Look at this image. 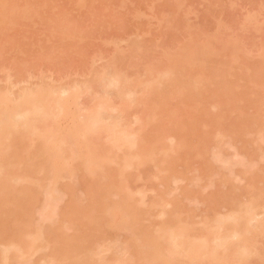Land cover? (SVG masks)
Instances as JSON below:
<instances>
[{"label": "rangeland", "instance_id": "374dc122", "mask_svg": "<svg viewBox=\"0 0 264 264\" xmlns=\"http://www.w3.org/2000/svg\"><path fill=\"white\" fill-rule=\"evenodd\" d=\"M109 64H111V67ZM105 67H107V69H111L112 72L115 69L117 71L119 70L121 74L125 72V78L128 77L127 79H129L130 84H127V86H130V89L127 88V86L126 89L134 92L129 95L125 94L124 99L126 100V103L125 101L124 103H122V109H124L123 112L126 109L127 110L125 111L126 113H123L124 115L122 116H124V119L129 120L125 122L126 125L129 122L131 123H129L131 126V129L129 130L135 132L136 136L134 134L133 136L138 138L136 143L140 144L139 146L143 144V149L141 148L142 146L138 147L141 150H145L143 152L144 156L146 157H148L146 154L148 149L146 151L145 146H149V152L152 151L150 154V159H152L149 160L143 156V158H146V160L142 159L144 161L141 163L142 165L133 163L132 166L134 168L130 169L132 166L129 167L130 171L126 170L127 168L125 169V174L127 176L123 173L121 174L123 175L122 179L121 175L117 177L119 175V172L118 174H115V172L113 171L116 170L117 165L115 166L114 163H112L113 165H111L110 162H102L104 158L102 157L101 153H103L107 149H111L113 144L111 142V145L109 144V140L111 141V139L109 137L110 133L108 132L111 128L108 126L112 125V123L107 124L109 123L107 122L106 124L108 126L106 125V128H104L105 126L103 127L104 130L102 133L100 132V135L98 132L93 133V139L94 134L97 133L99 135L98 136L96 134L97 137L95 136L97 141H95L96 139L91 141V143L94 142L92 143V146L96 149L98 148L97 150H94L95 148H93L92 151H96L95 154L97 153V155L101 151L99 153V156H101L98 159L102 157V160L100 159V161L104 165L100 163L101 167L95 168L98 170L94 169V172H91V178L89 177L90 174H86L85 172L86 169L84 167L86 165L82 167L79 166L81 164L80 160H78L79 162L74 161L73 163H70V166L66 167V170L68 171L67 175H65L66 173H64L63 177H61L62 175L58 173L61 169L56 168L54 164V159H57V156L55 158L54 155V159H51L54 162L52 161L53 163H50L51 165H54V167L49 166V168L53 167V169H51L52 171H54L56 168V171H54V173H58L59 176L61 175L60 177L63 179L57 180L58 183L62 181L59 183L60 185H58L57 182L55 184V186L57 185L60 188L57 187L55 188L56 190L53 189V191L55 190V192L52 193V191H45L49 183H47V179H53L52 177H49L51 173H49V176L47 175L48 173H44V171L46 172V170L48 172V169L45 170L43 168L44 171L42 172L43 175L42 173H40L41 176L37 174L38 178H40L41 180H39L38 178L34 180L36 181L38 179L40 181H38L39 183H37V181L36 183L34 182L32 184L27 183L30 182V180L33 182V178H35V176L37 177V175L32 176V173L29 172L30 168L26 167L29 166L28 161H31L33 159L34 161L32 160L30 164L34 165L37 164L36 161L43 162L40 163V165L42 166L46 163H44L45 158L43 159V156H46L44 152L48 151L49 149H45L44 151L46 145H43L44 143H46L45 141L47 140L46 138L48 136L47 133V136L44 134L46 140L44 142L41 141L43 144L40 142V140L44 139L42 138L43 136L41 137L42 139L37 138L38 140H34L32 138V133L34 132H32V135L30 134L29 137H27L28 135L22 137L19 136L20 132L17 133L13 130L12 133L15 132L18 135L13 133L15 134L13 137L15 140L10 138V136L9 141L7 140L6 142H3V139H5L4 136L6 135L1 134L0 139L3 137L1 142L6 144L1 143L2 147L0 145V148L2 149L0 150V153H2L0 154V157L4 155L3 152L6 153V150H8L9 153H6L5 155H8L9 157L13 156V158H6L7 156L5 158L9 162L11 161V163L14 162L15 164H13V166L16 165V167H13L12 164L10 166H6L7 164L5 166L0 164V169H3L4 167L2 171L0 170L1 172H3V176L11 172L13 173H11L12 176L8 174V179H6L7 175L3 177L0 174V179L1 177L2 179H6L4 181L0 180L3 181L0 182V187L2 184V189H4L5 187L4 184H6L8 187L9 184L13 182L12 178H14L13 176H15V173L17 175H21V172H25L27 175L24 173V178L25 176H27V178L30 177V180L28 181L27 179L26 182H24L25 179L23 177L22 178L24 180H22V178H19L23 176L21 175L19 177H16L18 178V181H22H19L21 182L18 183L20 184L19 186H14V184H16L14 180V187L11 185L8 188H12H7L6 191L3 190L5 192L3 193V197L0 194V196L2 197L0 198V212L2 211L1 209L5 207L7 208V210L8 208L11 209L12 205H19L16 206V208H21L23 206L22 204L26 202V200L23 202L26 197L27 201L29 200V202H32L31 204H29V202H26L29 205L27 204V206H24V209L21 208L22 211L20 213L18 211H20L21 209L15 210V206H13L14 208L13 211L11 210L12 212L9 209V212L7 211L6 213H0L2 214V216H4L2 217L0 215V219L2 220L0 221V224L2 225V223L4 222V226L6 219H20V221L17 220L16 225H14L15 228H13V224H9L8 220L6 223L7 227L5 226V229L1 230L4 226H0V228L2 227L0 229V235L2 236L3 234L5 238H8V240H5L2 238L3 236H0V239H3L4 242L3 244V242L0 240V255L2 251L4 250L5 252V249H7L8 247H10V249H7L6 252H11V255L23 253V246L24 242L26 241L23 242L22 248L19 246L21 243L16 242L15 244H17V246L15 245L13 247L11 242L9 241H13L14 239L12 240V238L14 237L18 239L19 235L17 233L19 232L20 234H23L20 237H23L27 234V230L24 232L25 229L23 231L17 230L23 228V226L25 225L24 223L26 222V224L31 223L28 225V231H36L35 233L37 236L36 237L32 234L31 237V235H29L31 233L29 232V234L25 236L29 239V241H31L33 238L37 239L40 237V240L44 238V241H47V244L44 241L40 242L39 244V239L35 240L36 245H39L37 249H35V247L33 248V246L36 245L32 243L31 248L27 250V256H25V254L24 256L20 254L19 257H14L15 260L12 259V261H10L11 255H9V257L8 255H6L8 253H3L4 256H6L5 258L3 256H0L1 258L3 257V259L0 258L1 261L3 260L2 264H45V262L46 264H70V262H72L71 264H102L101 261L104 260L105 262V259L106 263L108 262V264L109 262H111V264H115V262H117L118 264L119 261V264H148L150 262L147 259L148 255L149 259L152 258H150L151 251L149 253V248L147 247L149 244H155L152 242H157L159 239H162L160 237L158 239V236H161L158 235V230L161 229V226L163 229L159 230L160 233L166 231V227L171 226L172 224H176V226L173 225V227L171 226L172 228L170 227L172 231L176 229L178 230V227L179 229L187 227L186 231L188 233L186 232V235L183 234L184 236H186L185 238H183L184 236L181 234L183 230H179V232H177V230L175 231L182 235L179 236V238H183H180L182 241L180 243L181 245L187 237H189V239H187V242L191 241L190 238H194L196 240V238H199V236L200 238L198 240H201L202 232L204 233L203 235H205L206 230H209L210 234L216 229L222 230V228L218 229V226H224L223 223H221L224 219L219 218H224L225 216L224 221H227L228 219H230V216H233L229 215L228 212L233 213L232 211L234 209H237L239 205L242 208V206H245L249 201L250 205L253 206V203L255 204V200L251 204V199H254L255 196L258 198H255L257 203H259L260 205L264 204V196L261 197L264 194L260 195L261 193H264V143L262 141L264 140V138H262V136L264 137V132H262L264 130V0H0V92H2L0 94L4 95L7 93V96H10V100L8 99V102L7 100H5V102H7L5 104L3 100H0V104L2 106L0 108V116L4 117L6 113H13L9 110V108L13 105V103L12 105H10L12 101L11 99H15V97L16 99H18L17 97L20 98L24 94L22 91H26L27 93L31 91L33 92L35 90L34 88H37L36 90L43 89L44 85L45 87L49 85L46 87L47 89L52 88V86L57 88H61V86H64L63 88H71V86H75V83L76 85H79L81 83V85L78 87L83 88L82 86L84 84H87L84 81L88 82V80H94L92 79V77L95 78L96 74L100 76L101 73H111V70H107ZM167 70L169 72H167ZM98 71L102 72L99 73ZM159 74L164 76H160ZM159 76L161 78L158 79ZM149 80L153 83H148L150 82ZM129 81L126 80V82L128 83ZM142 82L143 84H141ZM98 84H96L97 86L92 84V91L96 88L94 90L95 92L93 91L94 93L90 90H82L81 96L80 98H78V101L80 103H78V108L83 107L82 109H79L82 112L81 115H85L84 118L86 117V114L88 112H91L93 114L88 113L87 118L90 115H93L95 116L94 118L99 119L103 111H96L95 106L93 107L92 105H97L99 103V101L105 96L104 92L107 94V98L110 99L109 102H111L112 99L113 102L111 105L114 106V108L117 105V108H121V101L115 97L117 93L115 94L114 92V88L117 86L110 85V87L108 86V89L110 91H107V89L105 88L106 91L104 90L103 92V90L98 87ZM147 86L150 87L148 88ZM111 89L113 90L111 91ZM118 90H120V88ZM4 91L5 93L3 94ZM98 92H100V94ZM20 94L21 96H18ZM101 94L103 96L102 98L100 96ZM110 96L111 98H109ZM126 96L127 98H125ZM3 97L4 96H2V98ZM5 107L8 110L4 109ZM93 109L96 111V114L94 113ZM2 112L4 114H2ZM97 112H99V114ZM111 114L115 115L116 113ZM96 115L99 116L97 117ZM6 116L14 117L9 118L11 119V122H15V115L6 114ZM93 116L91 117L93 118ZM30 121L33 122L32 119H30ZM61 121L62 123L58 124L60 126H58L57 123V126H52L53 122H42V124L41 122H39L40 124L38 123L36 127H43V129L41 128L43 132H45L46 130L48 131L55 126L57 128L55 127L54 129L58 131H64L65 129H67V126L69 124L68 122L70 120L68 122L67 120ZM50 123L52 124L50 125ZM26 125H20V129L21 131H23L21 127L24 128L26 126L27 128L25 127L24 130L28 134L27 130L31 129L29 131H33V126H30V123ZM16 131L18 130L16 129ZM105 132L109 133H106L108 136L105 135ZM23 134L21 132L20 135ZM103 134L104 137L101 139ZM21 137H26L25 139H27V141L25 139H23V141H19ZM98 137L101 140H105L104 138H109V140L107 141L108 143H106V141H99ZM153 137H155L156 140ZM260 137L262 138V140L260 139ZM73 138L68 139L69 141H71ZM6 139H8V137H6ZM68 139H66V141H68ZM160 139L162 140V142L160 141ZM10 140L12 143H10ZM153 140L154 142L152 143ZM259 140L262 141L263 145H260L261 141L259 142ZM31 141L34 142L32 143ZM19 142H25L27 144L29 142L30 146L24 143L20 144ZM72 142L74 143V139L70 143L65 142L66 148L69 149L68 151H71V147L75 148L79 143L78 141H75V143L71 145V147H69ZM14 143H19L18 145H15L18 147V149L22 145L19 149V154L16 153L18 149L17 147L13 146ZM35 143L38 147L41 144L43 147L41 149L39 148L37 151L38 147L36 145H33ZM158 143L160 145H158ZM7 144H11V146H8ZM93 144L99 146L96 147ZM105 144H107L108 146L110 145V148ZM23 145H25L26 147L28 146V148ZM3 146H6L5 148H7L5 149V151H3ZM100 146H103L102 150H99L101 149ZM219 146H223V148ZM8 147L9 149L11 148V150H13H9ZM34 147L36 150L33 149ZM29 148L30 152L28 151V155L27 150ZM135 148H133V152H137L138 150H140L139 148L138 150H135ZM153 148H155L156 150ZM220 148L224 150V153L221 152L222 150ZM23 149H25V153L23 152L24 154L21 153ZM128 149L129 148L124 149L125 151H127V153L125 151L124 152L131 155L132 151L128 153ZM40 150H43V152H41L43 154L35 153L39 152ZM50 151L56 152L58 150L54 148V150L50 149ZM50 151L47 154L48 157H50ZM78 151L79 149L77 150V152H75L78 153ZM88 151L89 150H87V154L89 153ZM55 152L53 154H55ZM71 152H69L71 155H67V153H65L67 156H70V158L67 157L68 160L72 159L76 154L74 151V155ZM108 152L106 151L104 154L107 155ZM133 152L132 155L135 156ZM11 153H16V155ZM57 153L58 159L62 160V158H59V155L61 157V153L59 154V152H56V155ZM114 153L123 154L119 153V151H116ZM36 154H38V156L43 155L41 158L42 161L39 158L38 159L40 161L35 159L37 158L35 157ZM89 154V159L91 157L93 158L95 155L94 153L93 155ZM104 154L103 156L106 157V155ZM18 155H20V157H18ZM66 155L62 156L63 159L66 158ZM22 156L24 158H22ZM97 157L95 158L97 159ZM18 158L20 159V164L18 162L19 160L15 161ZM82 159L81 161H83ZM84 160L86 161V157H84ZM90 160V162L86 161V163L88 162V164H92L91 162L95 161L94 158ZM4 161L5 160L2 161L0 158V163ZM61 162H59L58 160V163H60L59 167L62 168L63 161ZM58 163L56 161V165ZM96 164L99 163L97 162ZM106 164H108L109 166H107ZM73 165L75 166V168ZM71 166H73L74 169L71 168ZM15 168H17V172H15ZM68 168H71L73 171L75 169L78 170L74 171L75 174L72 170H70L72 173H70L69 175ZM5 169H9L8 172H5ZM81 170H85L84 173ZM62 171H65V168L62 169ZM44 174L46 175V177L44 176ZM56 176L54 174L53 177L55 178ZM95 176L100 180H94L96 179ZM68 177H70V179ZM65 178L67 180H65ZM224 179L226 181H224ZM87 180L90 181V183ZM28 184H31L35 187H32ZM36 184L38 185V187H36ZM39 185H42L41 188ZM45 185H47V187ZM52 186L53 184L51 185V187ZM120 186L121 188L118 189V187ZM26 187L29 188V190ZM31 187L35 190H32L33 193L30 190ZM14 188L16 190L15 192H13ZM23 188H26L28 191L24 189L27 192L20 198L19 196L21 195L18 196V194L20 193L17 194V190L20 189L21 191ZM36 188L39 189V191H36ZM58 188L59 192H57ZM100 188H102V190H100ZM98 189L102 193H100ZM65 190L67 192H64ZM29 191L32 195L29 193ZM105 191L108 192L106 193ZM12 192L14 195L17 194L18 198L15 195L17 199L13 196ZM28 193L31 196H29ZM116 193L118 194V196ZM124 193H129V195H131L132 200L129 205H131L130 207L134 206L132 209L135 208V212L129 207L127 208L128 214H125V211H127L125 208L123 211V215L121 214L122 212L119 213L120 211H116L120 208V206H116L118 207L116 210L114 209L116 212H114V215L116 216L111 214L112 208H110L111 213H108L109 207L114 206L116 202L117 204H120V198L123 196H121V194ZM49 194L53 195V197ZM97 194L98 196L101 194L100 197L102 200L100 202H104L102 203V205L105 208L108 207L106 211L104 210L105 208L101 209V207L103 206H101L100 202H98L97 198H100L97 196ZM5 195H7V199L5 198ZM119 195L121 196L120 198H118ZM24 196L26 197L24 198ZM28 197H31L32 200L28 199ZM51 197L57 200L54 199V201L53 199H51ZM8 198H13V200L11 199L10 201V199ZM33 198L35 200H33ZM14 199L17 200L15 204H13ZM259 199H262V204L260 203L261 201ZM21 200L22 202H20ZM93 200L95 201L91 203ZM6 201L10 202V205L12 203L11 207H8L10 205L6 206V204L3 203ZM18 201L19 204H17ZM96 202H98L101 206L100 211L97 210L99 209V205H97V208H95ZM2 204H4L3 207ZM47 204H49L51 207ZM250 205H248V207ZM28 206L30 207V210ZM248 207L244 208L247 209ZM78 208H80V210ZM82 208L83 210H81ZM241 208H239V210H241ZM91 209L93 210V212L91 211ZM47 210H49L48 212L51 211L53 215L51 214V212L48 213ZM14 211H16L17 213ZM62 211L65 213H63ZM89 211H91L92 213H90L91 216L89 215ZM101 211H105L106 213L104 212V215L103 213H98ZM245 211L242 208V210L238 211V213ZM260 211L262 212L259 214ZM10 212L11 214H16V216H12ZM257 212L258 218L255 217L256 220H252V224L249 223L251 224V227L255 225L253 226V228L261 225L260 223L258 224V222L264 221L263 209L256 211V213ZM84 213L89 215L90 221L92 220L90 223L87 222V220L89 219H87L88 216ZM235 213L236 212H234V214ZM98 214H101V216H99ZM105 214L107 216L106 219L110 218L109 221L107 220L109 222L108 225L104 217ZM9 215H11L12 218L11 216L10 218H6V216ZM20 215L22 216L21 218ZM132 215V218L135 220L132 221L131 219L132 224L130 223L129 226L126 220L128 219L129 223V220L131 218L130 216ZM260 215L262 220L260 219ZM84 216H86V218ZM249 216L247 215L246 217L249 218ZM120 218L124 219V221L126 222L124 225L119 221ZM243 219L244 218H242V220ZM24 220H26V222ZM32 220H34V222ZM242 220L239 223H241ZM23 221L24 223H22ZM245 221L246 218L244 220L245 224L242 223L239 226L241 227L242 225L248 224ZM163 222H165L166 224ZM219 223H221L223 226H221V224L217 226V224ZM19 224L21 225V227ZM177 224H179V226ZM263 224L264 223H262V226ZM9 225L11 228L9 227ZM164 225H167L165 227L166 229L163 227ZM30 226L32 228L29 229ZM227 226L228 224H226V228ZM229 227L234 228V226L232 225ZM251 227L249 226V228L247 227V229H251ZM6 228L9 229L6 231L7 234L2 233V231L4 232ZM37 228L41 230L42 234L38 233L39 230H36ZM233 228L231 230H233ZM258 228H260V233L262 227L260 226ZM258 228L256 229L258 230ZM170 229L169 231L167 229L168 232L166 231L167 233L165 232L166 235H164V237L166 236V242L164 243L166 247L170 242H167V234L171 232ZM229 229L230 228H227V230ZM240 229H242V227L239 228V233L247 230L245 229V227H243L244 230L242 229V231H240ZM15 232L18 236L15 235ZM215 232L217 233V231ZM227 233L229 232L227 231ZM243 233L244 236L242 235ZM243 233H240L243 238H239H241V242L243 240V242L246 241L247 243V233L246 235L245 232ZM249 233L250 232H248V234ZM251 233H254L255 236V232ZM259 233H257L258 235L256 234L258 237L255 236L257 239H255L254 236L251 237L253 234H251V236L248 235L251 239H248L250 242L252 241V239H255V241L253 240L251 243H253V245L255 244L254 246L258 254L252 247L251 243L250 248H253L251 249V251H255L253 253L257 254V258L255 257V255L250 253L253 255L251 256L250 254H248L251 258L246 255V257H249L250 259L245 258L246 261L243 259L240 260L241 262H239L238 259V264L242 263V261H245L246 264H264V256L263 258L261 256L264 253H260L262 251L264 252V236ZM153 234L158 235L155 237L158 239L157 241H155V238H151V236L153 237ZM210 234L207 233V235H205L207 241L210 236H212V238H210L213 241L214 233L211 235ZM221 234L218 235V237H220ZM10 237L12 238L10 239ZM164 237L161 243L164 242ZM27 238H25V240ZM150 238L152 242L146 241ZM179 238L178 242L175 239H173L175 240V243L173 242V240L171 242H173L174 244L177 243L178 245L180 241ZM16 239L15 241L20 240ZM214 239H216L215 236ZM203 240L202 244L206 243L204 237ZM144 241L150 242L147 246L145 243L147 252L149 254L144 253L146 249H143L144 251L140 249ZM228 242L230 243L231 241ZM234 242V245H229L230 248L228 247L227 249L230 250L234 249V247H236L237 245L239 246V243L236 241V239ZM210 243L207 242L208 245ZM216 243L217 241L215 242L214 240V242L211 243L210 246L213 247V244L216 245ZM246 243L244 242L245 246L247 245ZM157 244L159 245L160 242H157ZM185 244L187 246L189 245L187 243ZM76 245L79 247H77ZM177 245L175 246L172 244L170 247H175L172 249L178 251L177 248L179 247H177ZM183 245L184 244L181 245V248H183ZM192 245H194L193 240ZM80 246H83V248L81 249ZM145 246L142 245V247L144 248ZM196 246V248L199 247L198 245ZM75 247L77 248V251L81 249L80 252L82 251L83 253L79 254L76 251ZM109 247H111L110 249L113 248V251H110ZM161 247L159 246L160 249H162ZM242 247L244 248L243 245ZM15 248H18L19 252H17ZM201 248L202 247H200L199 249L202 251ZM238 248L240 249V247ZM32 249L36 251L33 252ZM100 249L102 250L101 253H99ZM227 249L226 252L224 251L225 253H227ZM9 250H13V252ZM169 250H167V252L165 251L167 256H169L170 253L172 255L174 251L170 250V253H168ZM195 250L196 249L194 247V251ZM207 250H209V247ZM220 251L215 254L216 257L219 256V254L221 255ZM84 252H87L88 254H85ZM160 252H163V250L159 251V253ZM197 252H199L198 249ZM237 252L234 251L233 253L236 254ZM81 254H83L84 256H81ZM198 254L200 255V252ZM79 255L83 258H79V260L75 259V257L77 258V256L79 257ZM112 255L116 258L112 257ZM176 255L178 254H175L174 252L173 257H175ZM232 255L233 254L229 256ZM207 257H210L209 254L200 257L202 258L199 259L200 262H194H197L196 264H207L210 261ZM112 258H114V261L115 259L118 261L113 262V260H109ZM164 258L167 259L166 256H164L163 259ZM171 258L169 259V261L171 260ZM229 258L227 256V260L229 262L235 263L237 261L236 260L235 262H233L234 260H229ZM19 259L21 262L19 261L18 263L17 260ZM177 259H172L173 263L176 261V264H181L182 262L183 264H187L188 262L189 264H195L193 262V259L190 261L188 259V262H186L187 258H182V262L177 261ZM211 259V261L213 262V256ZM7 260L10 262L7 263ZM76 260L78 262H76ZM201 260H203V262ZM15 261L17 262L15 263ZM26 261H28V263ZM226 261L225 263L227 264ZM161 263L163 264V262ZM165 263L167 264V261H165Z\"/></svg>", "mask_w": 264, "mask_h": 264}, {"label": "bare ground", "instance_id": "6f19581e", "mask_svg": "<svg viewBox=\"0 0 264 264\" xmlns=\"http://www.w3.org/2000/svg\"><path fill=\"white\" fill-rule=\"evenodd\" d=\"M252 18V17H251ZM250 18V19H251ZM221 51V50H220ZM186 56V55H185ZM182 57H183V55H182ZM184 61V60H183ZM185 61H186V59H185ZM190 64V63H189ZM108 65V64H107ZM110 65V67H111V64H109ZM112 65H113V63H112ZM102 67H104V66H102ZM106 69H107V67H105ZM108 68H109V66H108ZM113 68V67H112ZM115 68V67H114ZM168 68V67H167ZM168 69H170V68H168ZM98 70V69H97ZM107 70H111V69H107ZM171 70V69H170ZM100 71V70H99ZM98 71V72H99ZM121 71H124V70H121ZM161 71V70H160ZM165 71V70H164ZM97 72V71H96ZM102 72V71H101ZM101 72H99V73H101ZM150 72V71H149ZM167 72H169L168 70H167ZM172 72V71H171ZM170 72V73H171ZM125 73V72H124ZM124 73H120V71L118 70H113V72H112V70H111V73H107V74H103V73H101L100 74V76H98L97 74H96V76L95 75H93V76H95V78L94 77H92V79H94V80H92V81H90V80H88V82H86V81H84L85 83H87V84H84L82 87L84 88H81V87H78V86H80L81 85V83L79 84V82H78V84L79 85H76V83H75V86H71V88H63L62 86H61V88H57V87H53L52 86V88H46L47 86H49V85H47L46 87H45V85H44V88L43 89H39V90H36L37 88H32L34 91L32 92H29V93H27L26 91H22L24 94L21 96V94H22V92H21V94L20 95H18V96H21L20 98L19 97H17L18 99H16V97H15V99H11L12 101H11V104L10 105H12V103H13V105H12V107H8L9 108V110H10V112L12 111L13 113H6V114H8V115H15V122H11V119L9 118V117H12V116H9V117H7L6 116V114H5V116L4 117H2V116H0L1 118H0V136H1V134L2 135H6V136H4L5 137V139H3L4 141L3 142H6L7 140L9 141V139L10 138H12V139H14L13 137H14V135L16 134V135H18L17 133L18 132H20V134H21V132H22V134L23 135H20L19 134V136H27V137H29L30 136V134L32 133V132H34V133H32L33 134V139L35 140V139H37V138H40V139H42V138H44V139H42V140H40V142L42 141V142H44L46 139V143H44V145L43 146H45L46 145V147L44 148V151H45V149L47 150V149H49L48 151H45L44 153L46 154V156H43V159L45 158V161H44V163H45V165H40V163H43V162H38V161H36V163L37 164H30V162H32V158H34V157H32V158H30V159H32L31 161L29 160H27L28 162H29V166H26V167H29L30 168V173H32V176H35V175H37V174H39V176H41L40 175V173H42L43 171H44V169L46 170V169H48V172H47V170H46V172L44 171V173H48L47 175L49 176V173H51L50 174V176L49 177H52L53 179H50V180H52L53 181V183H52V181H50L49 179H47L48 181H47V183H48V187H47V185H45L47 188H46V192H51L52 191V193L53 192H55V188H57V187H59V186H55V184H56V182H57V180H59V179H63V178H61V177H63V175H64V173H66L65 175H67V166H70V163H73L74 161H78V160H80V165L79 166H82V167H84L85 165L87 166H85L84 168L86 169V174L88 173V174H90L89 175V177H91L92 178V175H91V172L93 171L94 172V169L95 168H100L101 166H100V163H102V162H110L111 163V165H113L112 163H114V165L119 169H117L116 167V170H117V172H116V170H113L114 172H115V174L117 173L118 174V172H119V175L117 176V177H119L121 174H123L124 173V175H126L125 174V169L126 170H129V167H131L132 165H133V163L134 164H141L142 162H144L142 159H144L143 158V156H144V152L143 151H145V150H141L139 147H141L143 144H141V146H139L140 144H138V143H136L137 142V140H138V138L137 137H135L136 136V134H135V132H133L132 130H129V129H131L130 127V124L129 123H127V125H126V123L125 122H127V121H129V120H127V119H124V116H122V115H124L126 112V110L123 112V110L124 109H122L123 107H122V103H124V101H125V103H126V100L124 99V96H125V94H127V95H129V94H132L134 91H130V90H128V89H126V86H127V84H130V81H129V79H127L128 77H126L125 78V76H126V74L124 75ZM163 73V72H162ZM165 73V72H164ZM95 74V73H94ZM149 74V73H148ZM150 74H152V73H150ZM157 74V73H156ZM155 74V75H156ZM161 74V73H160ZM159 74V75H160ZM166 74H168V73H166ZM172 74V73H171ZM170 75V74H169ZM127 76H129V75H127ZM160 76H164V75H160ZM158 77V79L159 78H161V77ZM155 77V76H154ZM171 77H172V75H171ZM156 78V77H155ZM167 78V77H166ZM86 79V78H85ZM84 79V80H85ZM157 79V78H156ZM164 79V78H163ZM168 79V78H167ZM126 80H128L129 81V83L128 82H126ZM131 80V79H130ZM139 80V79H138ZM147 80V79H146ZM172 80V79H171ZM90 81V82H89ZM148 81V80H147ZM150 81V80H149ZM156 81V80H155ZM161 81V80H160ZM163 81H165V80H163ZM168 81V80H167ZM93 82H95L96 84H98L99 86L98 87H100L102 90H103V92H104V90H105V88L107 89V91L109 90L108 88L110 87V85L112 86V85H114V86H117V87H115L114 88V92H115V97L116 98H118L121 102H120V104H121V108H117V106L114 108V106H112L111 104H112V99H111V102H109V100L110 99H108L107 98V94L104 92V94H105V96L103 97L102 96V94H103V92H102V94L100 95L101 96V100L99 101V103L97 104V105H92L93 107L95 106V109H96V111H103V113L101 114V116L99 117V119H96V118H94L95 116H93V115H90L88 118H87V114L89 113H91V112H88L87 114H86V117L84 118V116L85 115H81V110L80 109H82V108H78V106H79V101H78V98H80V96H81V91L82 90H86V91H91V92H93L92 91V89H93V85H95V86H97L95 83H93ZM136 82H137V80H136ZM170 82V81H169ZM83 83V82H82ZM148 83H153L152 81H150V82H148ZM155 83V82H154ZM93 84V85H92ZM141 84H143V82L141 83ZM150 84V85H151ZM137 85V84H136ZM145 85H146V83H145ZM109 86V87H108ZM38 87H40V86H38ZM130 87V86H129ZM128 86H127V88H129ZM144 87V86H143ZM142 87V88H143ZM148 87V86H147ZM150 87V86H149ZM148 87V88H149ZM42 88V87H41ZM81 88V89H80ZM120 88V90H118ZM133 88V87H132ZM140 88V87H139ZM142 88H141V90H142ZM154 88V87H153ZM31 89V90H32ZM44 89H46V90H44ZM130 89V88H129ZM29 90V89H28ZM113 89H111V91H112ZM146 90V89H145ZM150 90V89H149ZM148 90V91H149ZM153 90V89H152ZM1 91V90H0ZM97 91V90H96ZM106 91V90H105ZM110 91V90H109ZM116 91H118V92H116ZM120 91V92H119ZM26 92V93H25ZM95 92V91H94ZM93 92V93H94ZM114 92H113V94H114ZM136 92V91H135ZM152 92V91H151ZM0 93H2V92H0ZM5 93V91L3 92V94ZM10 93V92H9ZM99 94H100V92H98ZM84 94V93H83ZM89 94V93H88ZM148 94V93H147ZM1 95V97H0V100L2 101L3 100V102H4V104L5 103H7L8 102V99H9V97L7 96L8 94L6 93V94H4V95H2V94H0ZM87 95V94H86ZM2 96H4L3 98H2ZM94 96H96V95H94ZM108 96H109V94H108ZM111 96H113V95H111ZM111 96L109 97V98H111ZM132 96V95H131ZM123 97V98H122ZM2 98V99H1ZM95 98V97H94ZM114 98V97H113ZM125 98H127V96L125 97ZM122 99H123V101H122ZM5 100H7V102H5ZM10 100V99H9ZM15 100V101H14ZM94 100V99H93ZM92 100V101H93ZM114 100V99H113ZM128 100H130V99H128ZM78 101V102H77ZM91 101V102H92ZM131 101H132V99H131ZM2 102V103H3ZM10 102V101H9ZM81 102V101H80ZM115 102V101H114ZM79 103V104H78ZM118 103V102H117ZM116 103V104H117ZM7 105V104H6ZM126 105V104H125ZM127 105H128V103H127ZM5 106V105H4ZM2 106H1V104H0V108H1ZM92 107V108H93ZM131 107V106H130ZM11 108H13V109H11ZM129 108V107H128ZM4 109H7L6 107L4 108ZM8 110V109H7ZM83 110H86V109H83ZM82 110V111H83ZM94 110V109H93ZM4 111V110H3ZM95 110H94V113L96 112ZM14 112H15V114H14ZM110 112V113H109ZM1 113V112H0ZM85 113V112H84ZM98 114H99V112H97ZM111 113H116L115 115H113V114H111ZM124 113V114H123ZM2 114H4L3 112H2ZM91 114H93V113H91ZM96 114V113H95ZM104 115V116H103ZM91 116H93V118L91 117ZM97 117L99 116V115H96ZM92 119H91V118ZM12 118H14V117H12ZM90 118V119H89ZM125 118H127V117H125ZM137 118V117H136ZM149 118H150V116H149ZM152 118V117H151ZM216 118V117H215ZM30 119H32L33 120V122H31L30 121ZM89 119V120H88ZM30 122H29V121ZM61 120H67V122L69 123H67L68 124V126H67V129H65L64 131H58V130H56V129H54L59 123H62V121ZM126 120V121H125ZM220 120V119H219ZM59 121H61V122H59ZM111 121V122H110ZM39 122H41V124H42V122L43 123H45V122H53V125L52 126H54V125H56V123H57V125L55 126V127H53V128H51V129H49L48 131L46 130V128H45V132H43L42 131V129H43V127H40V126H38V127H36L37 126V124L39 123ZM66 122V121H65ZM107 122H109V123H107ZM148 122H150V121H148ZM152 122V121H151ZM28 123H30V126H33V131H29V130H31V129H29V130H27L28 131V134H27V132L24 130L25 129V127L26 126H28V125H26V124H28ZM111 124L112 123V125H110V126H108L107 124ZM24 124L26 125L24 128L23 127H21L22 129H23V131H25V132H23V131H21V129H20V125L21 126H24ZM40 124V123H39ZM52 123H50V125H51ZM44 125V124H43ZM63 125H65V124H63ZM106 125L108 126V127H111L110 129L109 128H107V129H109L110 131H108L109 133H110V135H109V137H110V139H111V141L109 140V138H104L105 140H101L103 137H104V134L102 135V137H101V139H99V137H98V140L99 141H102V142H104V141H106V143H108L107 141L109 140V144H110V142L111 143H113L112 144V148L111 149H107L106 151L108 152V151H110V152H108V154L106 155V154H104L106 151H102L103 153H101L102 154V157L104 158L103 160H102V162L100 161V159H98L100 156H99V153L101 152H99L98 153V155H97V153L95 154V152L96 151H92L93 150V148H95V147H93L92 146V143H94V142H92L91 143V141H93L94 139H96V134H94V139L92 138L93 137V133H95V132H98L99 133V135H100V132L102 133L103 132V130H104V128H106ZM129 125V126H128ZM49 126V125H48ZM51 126V127H52ZM58 126H60V125H58ZM105 126V127H104ZM104 127V128H103ZM240 127V126H239ZM245 127V126H244ZM27 128V127H26ZM29 128V127H28ZM32 128V127H31ZM42 128V129H41ZM48 128V127H47ZM57 128V127H56ZM60 128V127H59ZM64 128V127H63ZM16 129L18 130V131H16ZM236 129V128H235ZM246 129H247V127H246ZM261 129V128H260ZM263 129V128H262ZM11 130V131H10ZM15 131V132H17V133H15V132H13V133H15V134H13L12 133V131ZM20 130V131H19ZM106 130V129H105ZM10 131V132H9ZM132 131V132H131ZM142 131H145V130H142ZM237 131H239V130H237ZM262 131V130H261ZM2 132V133H1ZM6 133V134H4V133ZM108 132H105V135H107L106 133H108ZM246 132V131H245ZM262 132H264V130L262 131ZM9 133H10V135H9ZM46 133H47V135H46ZM91 133H92V135H91ZM108 133V134H109ZM31 134V135H32ZM44 134L47 136V138L44 136ZM133 134L135 135V136H133ZM142 134H143V132H142ZM98 135V134H97ZM98 135V136H99ZM234 135H236V134H234ZM11 136V137H10ZM43 136V137H42ZM74 136H77V137H74ZM96 136V137H95ZM108 136V135H107ZM6 137H8V139H6ZM10 137V138H9ZM21 137V139H19V141H23V139H25L26 137H24V138H22ZM42 137V138H41ZM74 137V138H73ZM3 138V137H2ZM2 138L0 139V145H1V143H3V142H1V140H2ZM46 138V139H45ZM70 138H73L74 139V143H75V141H78L79 143V145L77 146L76 145V147L79 149V151H78V153H76L77 152V148L75 147V148H73V147H71V145H73L74 143L72 142V144H70V146H69V143L73 140H71V141H69V139ZM92 138V139H91ZM154 139H155V137H153ZM262 138H264L263 136H262ZM262 138L260 137V139L262 140ZM30 139V138H29ZM58 139V140H57ZM66 139H68V141H66ZM91 139V140H90ZM158 139V138H157ZM230 139V138H229ZM15 140V139H14ZM26 141H27V139H25ZM38 140V139H37ZM142 140V139H141ZM156 140V139H155ZM225 140V139H224ZM261 140H259V142L261 141ZM95 141H97V139L95 140ZM144 141V140H143ZM160 141L162 142V140L160 139ZM263 141V143H264V140H262ZM262 141H261V143H260V145H263L262 144ZM15 142V141H14ZM32 142V141H31ZM34 142V141H33ZM32 142V143H33ZM41 142V143H42ZM67 142H69L68 143V146L69 147H71L72 148V150L76 153H73V151L71 152V151H68L69 149L68 148H66V143ZM141 142V141H140ZM145 142V141H144ZM154 142V140L152 141V143ZM226 142V141H225ZM8 143V142H7ZM10 143H12L11 142V140H10ZM20 143V142H19ZM18 143V144H19ZM24 144H27V143H25V142H23ZM23 143H20V144H23ZM97 143V142H96ZM155 143H156V141H155ZM224 143V142H223ZM228 143H229V140H228ZM3 144H6V143H3ZM18 144H13V146L14 147H17V146H15V145H18ZM43 144V143H42ZM42 144L38 147L37 145H36V143L35 144H33V145H36L38 148H37V151H38V149L40 148H42L43 146H42ZM98 144H99V142H98ZM97 144V145H98ZM145 144V143H144ZM218 144V143H217ZM222 144V143H221ZM255 144V143H254ZM8 146L10 145L11 146V144H7ZM27 145H29V142H28V144ZM64 145V146H63ZM94 145V144H93ZM105 145H107V144H105ZM104 145V146H105ZM111 145V144H110ZM109 145V146H110ZM137 145V146H136ZM146 145H147V143H146ZM149 145V144H148ZM150 145H151V143H150ZM158 145H160L159 143H158ZM223 145V144H222ZM20 146V145H19ZM22 146V145H21ZM21 146H20V148H21ZM23 146H25V145H23ZM30 146V145H29ZM91 146V147H90ZM94 146H96V144L94 145ZM99 146V145H98ZM98 146H96V147H98ZM108 146V145H107ZM108 146V147H109ZM139 146V147H138ZM157 146V145H156ZM225 146V145H224ZM264 146V145H263ZM1 147H2V145H1ZM6 147V146H5ZM4 146H3V151H5V149H7V148H5ZM26 147V146H25ZM103 147V146H102ZM102 147L100 146V148L101 149H99V150H102ZM131 147H133V148H135V150H138V148L141 150V152H140V150H138L137 152H133V148H131ZM155 147V146H154ZM219 147H221V146H219ZM219 147H217V148H219ZM258 147H259V145H258ZM260 147H262V146H260ZM19 148V149H20ZM26 148H28V146L26 147ZM54 148L56 149V150H58V151H56V152H59V154L61 153V157H60V155H59V158H62V160L61 159H58V153H57V155H56V152H55V154H53L54 152L52 151H50V149H52V150H54ZM110 148V147H109ZM126 148H129L128 150V153L130 152V151H132L133 153H134V155L135 156H133L132 155V152H131V155H129V154H126L127 153V151H125L124 149H126ZM142 149L144 148L143 146L141 147ZM150 148H151V146H150ZM221 148H223V146L221 147ZM220 148V149H221ZM8 149H9V147H8ZM16 149V148H15ZM17 149H18V147H17ZM18 149V150H19ZM33 149H35V147L33 148ZM67 149V150H66ZM76 149V150H75ZM98 149V148H97ZM96 148L94 149V150H97ZM105 149H106V147H105ZM145 149H146V151H147V149H148V153H149V155H148V153L146 152V154H147V156L148 157H146V156H144V157H146L147 159H149V160H151L150 159V154H151V152H149L150 151V149H149V146H145ZM153 149H155V148H153ZM0 150H2L1 148H0ZM9 150H11V148L9 149ZM13 150V149H12ZM11 150V151H12ZM17 150V154H19L18 152H20V150L18 151ZM22 150V149H21ZM36 150V149H35ZM87 150H89L88 152L90 153V154H92L93 155V153L95 154V155H97V156H95L94 155V160L95 161H93L94 162V164H93V162H91L92 164H88V162H90L91 160L90 159H93L92 157L89 159V157L90 156H88V154H87ZM98 150V151H99ZM113 150V151H112ZM118 152L119 151V153H123V154H118V153H114V152H116V151ZM156 150V149H155ZM154 150V151H155ZM222 150V149H221ZM221 150H219V151H221ZM10 151V152H11ZM28 151L30 152V148L27 150V153H28ZM32 151H34V150H32ZM50 151V157H48L47 156V154H48V152ZM68 151V152H67ZM97 151V152H98ZM120 151H122V152H120ZM126 153H125V152ZM224 150H222L221 152L222 153H224L223 152ZM25 153V149H23V151H21V153ZM41 152H43V150H40L39 152H35V153H41ZM69 152H71L73 155H74V157L72 158V159H70V160H68V158H70V156H67V155H69L70 153ZM92 152V153H91ZM4 153V155H2L0 158H1V160L3 161V160H5L4 162H2V163H0V164H2L3 166H5L6 164V166H10L11 164H12V166H13V164H15L14 162L13 163H11V161L9 162V161H7V159L6 158H8L9 156L8 155H5L6 153H9V151L8 150H6V153L5 152H3ZM16 153H11V154H15L16 155ZM23 153V154H24ZM26 153V154H27ZM34 153V154H35ZM65 153H67V155L65 154ZM154 153V152H153ZM152 153V154H153ZM0 154H2V153H0ZM33 154V155H34ZM38 154H36V156L35 157H37V158H35L36 160H41V158H42V156L41 155H39L38 156ZM41 154H43V153H41ZM87 154V155H86ZM89 154V155H90ZM103 154L104 155H106V157L105 156H103ZM120 155V156H118V155ZM125 154V155H124ZM145 154V155H146ZM218 154V153H217ZM28 155H29V153H28ZM28 155H27V158H28ZM31 155V154H30ZM32 155V156H33ZM55 155V156H54ZM64 155H66V158H64L63 159V157L62 156H64ZM71 155V154H70ZM154 155V154H153ZM7 156V157H6ZM25 156V155H24ZM41 156V157H40ZM56 158V156H57V159L59 160V162H61V161H63V165H62V168L61 167H59V164L60 163H58V160L57 159H54V157ZM131 156V157H130ZM220 156V155H219ZM3 157V158H2ZM6 157V158H5ZM11 157V156H10ZM9 157V158H10ZM17 157V156H16ZM18 157H20V155H18ZM48 157V158H47ZM68 157V158H67ZM84 157H86V161H88L87 163H86V161L84 160ZM95 157H97V159L95 158ZM152 157V156H151ZM155 157V156H154ZM5 158V159H4ZM11 158H13V156L11 157ZM22 158H24L23 156H22ZM26 158V157H25ZM39 158V159H38ZM50 158V159H49ZM54 159V161H55V167L56 168H59V169H61L60 171H59V169H58V173H60L61 175V177L59 176V174L57 175L56 174V172L54 173V171H56V168H55V170L54 171H52L51 169H53V167H54V165H51L54 161L53 160H51V159ZM79 158H83L82 160L85 162H83V161H81V159H79ZM146 158L144 159V160H146ZM66 159V160H65ZM19 160V161H18ZM39 160V161H40ZM15 161H18L19 162V164L21 163L20 162V159L18 158L17 160H15ZM26 161V162H27ZM34 161V160H33ZM42 161V160H41ZM53 161V162H52ZM56 161H57V165H58V167H57V165H56ZM7 162H9V163H7ZM17 162V163H18ZM25 162V161H24ZM27 162V163H28ZM52 162V163H51ZM79 162V161H78ZM99 163V164H96V163ZM226 162V161H225ZM5 163V164H4ZM16 163V164H17ZM34 163V162H33ZM51 163V164H50ZM62 163V162H61ZM23 164V163H22ZM25 164V163H24ZM78 164V163H77ZM96 164V165H95ZM103 164V163H102ZM101 164V165H102ZM221 164H222V162H221ZM224 164V163H223ZM227 164V163H226ZM2 165H1V167H2ZM27 165V164H26ZM60 165V166H61ZM99 167H98V166ZM104 165V164H103ZM107 166H109L108 164H106ZM142 165V164H141ZM144 165V164H143ZM11 166V167H12ZM48 166V167H47ZM49 166H53L52 168L50 167L49 168ZM74 166V165H73ZM73 166H71V168H73ZM78 166V167H79ZM139 166V165H138ZM13 167H16V165H14ZM12 167V168H13ZM21 167V166H20ZM46 167V168H45ZM65 168V171H62V169H64ZM214 167V166H213ZM6 168H8V167H6ZM44 168V169H43ZM71 168H68L69 169V175H70V173H72L70 170H72ZM74 168H75V166H74ZM73 168V169H74ZM83 168V169H84ZM132 168H134L133 166L130 168V169H132ZM3 169H4V167H3ZM3 169H0L1 171L3 170ZM22 169H24V168H22ZM27 169V168H26ZM51 170V172H50V170ZM81 169V168H80ZM88 169V170H87ZM9 170V169H8ZM8 170L7 169H5V172L7 171L8 172ZM17 170V168H15V172H17L16 171ZM28 170V169H27ZM76 170V169H75ZM74 170V171H75ZM78 170V169H77ZM76 170V171H77ZM95 170H98V169H95ZM102 170V169H101ZM0 171V174H1V176H3V172H1ZM13 171V170H12ZM23 171H25V170H23ZM73 171V170H72ZM74 171H73V173H74ZM83 173H84V171L83 170H81ZM88 171V172H87ZM130 171V170H129ZM14 172V171H13ZM62 172H63V174H62ZM126 172H128V171H126ZM247 172V171H246ZM12 173V172H11ZM11 173H8L9 175H11ZM25 173V172H24ZM23 172H21V175H23L24 174ZM8 174H5L4 176H6L5 178L6 179H8ZM13 174V173H12ZM26 174V173H25ZM34 174V175H33ZM52 174H53V176H54V174H55V176L57 175L58 177H60V178H58L57 176L54 178L53 176H52ZM75 174V173H74ZM96 174V173H95ZM94 174V175H95ZM21 175H17L16 173H15V176H13L14 178H12L13 180V182H14V180H15V182H16V184H14V186H19L20 184H18V183H21L22 181L21 180H19V181H21V182H19L17 179L18 178H16V177H19V176H21ZM27 175V174H26ZM29 175V174H28ZM42 175H43V173H42ZM68 175V176H69ZM72 175V174H71ZM97 175V174H96ZM3 176V177H4ZM12 176V175H11ZM10 176V177H11ZM44 176L46 177V175L44 174ZM73 176V175H72ZM82 176V175H81ZM123 175H121V179L123 178L122 177ZM127 176V175H126ZM24 178V175L23 176H21V177H19V178ZM86 177V176H85ZM104 177V176H103ZM125 177V176H124ZM22 178V180H24L25 179V181L24 182H26V180L28 179V181L30 180V177H28L27 178V176H25V178L23 179ZM36 178H38V175H37V177L35 176V178H33V180L34 179H36ZM58 178V179H57ZM69 179H70V177H68ZM82 178V177H81ZM87 178V177H86ZM95 178H96V176H95ZM102 178V177H101ZM6 179H2V177H1V179L0 180H6ZM39 180H41L40 178H38ZM36 180L37 181V183H39L40 181L39 180ZM69 179H68V181H69ZM85 179V178H84ZM226 179V178H225ZM224 179V181H226ZM11 180V179H10ZM17 180V181H16ZM65 180H67L66 178H65ZM92 180V179H91ZM94 180H100V179H94ZM124 180V179H123ZM3 181H0V182H3ZM36 181L34 180L33 182L30 180V182H27V183H36ZM39 181V182H38ZM88 181V180H87ZM93 181V180H92ZM103 181H104V178H103ZM9 182V181H8ZM13 182L11 183V184H9V186H13ZM60 182H62V181H60ZM59 182V183H60ZM89 183H90V181H88ZM94 182V181H93ZM5 183V182H4ZM10 183V182H9ZM45 183V182H44ZM53 184V188L51 187V185ZM58 183V182H57ZM58 183V185H60ZM98 183H100V182H98ZM26 184V183H25ZM31 184H28V185H30V186H32V187H35V186H33V185H31ZM70 184H72V183H70ZM5 185V187H4V189H2V187H3V184L1 185V189H0V194H1V196L3 197V193H5L4 191H6V189L9 187H7V185L6 184H4ZM37 185V184H36ZM13 186V187H14ZM22 186V185H21ZM40 186V188H41V186L42 185H39ZM61 186H63V185H61ZM65 186V185H64ZM102 186V185H101ZM31 187V188H32ZM36 187H38V185L36 186ZM98 187H100V186H98ZM10 188H12V187H10ZM10 188H8V189H10ZM19 188V187H18ZM27 188V187H26ZM23 188L21 191H20V189H18L17 190V194L18 193H20V194H18V196L19 195H21V196H19L20 198L22 197V195H24L28 190H29V188ZM30 188V190L32 191H35L33 188L31 189ZM49 188H50V191H49ZM60 188V187H59ZM59 188H58V191L57 192H59ZM67 188V187H66ZM66 188H64V189H66ZM73 188V187H72ZM121 188V186L120 187H118V189H120ZM24 189H26V190H24ZM48 189V190H47ZM52 189V190H51ZM53 189H55L54 191H53ZM68 189V188H67ZM110 189V188H109ZM123 189V188H122ZM2 190V191H1ZM4 190V191H3ZM24 190V191H23ZM39 191V189H37L36 188V191ZM99 190V189H98ZM100 190H102V188H100ZM99 190V192L100 193H102L101 191ZM12 191V190H11ZM11 191H10V193H11ZM16 190H15V188L13 189V192H15ZM19 191V192H18ZM33 191H32V193H33ZM61 191H63V190H61ZM70 191V190H69ZM68 191V192H69ZM75 191V190H74ZM121 191V190H120ZM13 192H12V194H13ZM64 192H67L66 190L64 191ZM96 192V191H95ZM106 192V191H105ZM108 192V191H107ZM106 192V193H107ZM7 193V192H6ZM22 193V194H21ZM29 193H30V191H29ZM29 193H28V195H29ZM93 193V192H92ZM98 193V192H97ZM17 194H15L16 195V197H17ZM31 194V193H30ZM46 194V193H45ZM48 194V193H47ZM72 194V193H71ZM110 194V193H109ZM117 194V193H116ZM262 194H264V193H261L260 195H262ZM15 195L13 194V196L15 197ZM32 195V194H31ZM31 195H29V196H31ZM33 195H35V194H33ZM50 196H52L53 197V195H51V194H49ZM66 195V194H65ZM73 195V194H72ZM123 195V196H122ZM256 195H258V194H256ZM0 196V198H2ZM43 196V195H42ZM64 196V195H63ZM97 196H98V194H97ZM101 194L98 196L100 199H98L97 198V200H98V202H100L102 199H101ZM117 196H118V194H117ZM122 196V197H121ZM121 196L119 195V197L118 198H120V204L118 203L117 204V202H116V204L114 205V206H111V207H109V210H108V213H111V214H115L116 212H115V210L118 208V207H116V206H120V208L118 209V210H116V211H120L119 213H121V214H123L124 215V209L126 208V210H127V208H129L131 205H129V203L131 202V200H132V198H131V195H129V193L128 194H126V193H124V194H121ZM133 196V195H132ZM264 195H262L261 197H263ZM7 197V195H5V198ZM10 197V196H9ZM15 197V198H16ZM26 196H24V198H25ZM51 197V199H55V198H52ZM74 197V196H73ZM93 197V196H92ZM91 197V198H92ZM18 198V197H17ZM16 198V199H17ZM57 198V197H56ZM83 198V197H82ZM255 198H257L256 196H255ZM251 199V204L254 202V200H255V204L253 203V206L252 205H250V201L245 205V204H243V205H245V206H242V208H243V210L245 211V212H241V213H238V211H241L242 210V208H241V206L239 207L238 206V211H237V209H234L232 212L233 213H229L228 212V214L229 215H233V216H230V219H228L227 221H224L225 220V216H224V218L222 217V218H219V219H224L223 220V222H221V223H223V225L221 224V223H219V224H217V226L218 225H220L221 224V226H223V227H220V226H218V229L219 228H222V230L221 229H219V230H215V231H217V233L214 231V232H212L211 234H213L214 233V236H215V238L217 239H214V236H213V241H212V236H210L209 237V239H208V241H207V238H206V236L205 235H207V233L208 234H210L209 233V230H206L205 231V235H203L204 233L202 232V237H201V240H198L199 238H200V236H199V238L197 237L196 238V240L193 238V239H191L190 238V242H187V239H189V237H187L186 239H185V243H187V244H189L188 246L183 242L182 244H184L183 245V248H181L182 246V244L180 245V243L182 242L181 241V239H183V238H185L186 236H184L183 234H185L187 231H186V228H185V230H184V228L182 229H179V227H178V230H177V232H179V230H183L182 231V235L184 236L183 238L182 237H180L179 238V236H182L181 234H179V233H177V232H175L176 230H173L172 231V229H170V227L172 226L173 227V225H175L176 226V224H170L171 226H168V227H166L165 225L163 226L164 228L166 227L167 229H168V231H169V229H170V233H168L167 235V242H171L173 239H175V240H177V242H178V238H179V243H178V245H177V243L176 244H174L175 242V240H173V242H169V244L167 245V247H166V245L164 244L165 242H166V236L164 237V235H166V233L168 232L167 231V229H166V231H164L163 233H160V231L159 230H161V229H163L162 228V226H161V229H159L158 230V232H159V234H158V232H157V234L158 235H161V236H158L157 234H153V237L151 236V238L153 239V238H155L156 236H158V239H159V237L160 238H162L163 239V237H164V242L163 243H161L163 240L162 239H157V238H155L156 240L155 241H157L158 243L160 242V244L158 245L157 244V242H152V240H151V238L150 239H148V240H146V241H151L152 243H155V244H149L150 242H146V241H144L143 243H142V245L143 246H145V243H146V246L148 245V247L147 248H149V253H150V251H151V254H150V258H152V259H149V255H148V257H147V259H148V261H150L148 264H150L151 262L154 264V263H156V264H162L161 262H163V264L165 263V261H167V264H176L177 262L175 261L176 259H177V257H178V259H177V261H179V262H182L181 261V259L182 258H187V261H186V259H185V261L186 262H188V259H189V261L190 260H192L193 259V262L194 261H197V262H200V260L199 259H202V258H200V257H202V256H206V255H208L209 254V256L210 257H207V258H209L208 260H212L211 258H212V256H213V262L211 261V264H213V263H215V264H224L225 263V261L227 260V256H228V258L229 257H232V258H229V260H232L233 262H235L236 260V264H238V259H239V262H241L240 260H245V258H249L250 256L248 255V254H250V253H252L253 255H255V257H256V255L258 254V252H257V250H256V248H255V244L253 245V243H251L253 240L255 241V239H257L255 236H257L258 234L257 233H259V230H260V228H258V227H262L261 229V231H260V233L259 234H261L262 236H264L263 234H264V228H263V226H264V224H263V226H262V223H264V221H261L262 220V218H261V215H260V221L262 222H258L259 221V219H258V224L260 223L261 225H259L258 227H254L253 228V226H255V225H253L252 227H251V221L252 220H256L255 219V217H257L258 218V212L256 213V211H258V210H262L263 209V211H264V204H262V199H259L260 201H258V202H260L262 205H260L259 203H257L256 202V199ZM7 199V198H6ZM8 199H10V201H11V199L13 200V198H8ZM16 199H14V202H13V204H15V202H17V200ZM28 199H31V197L29 198L28 197ZM59 199V198H58ZM117 199V198H116ZM258 199V198H257ZM22 200H23V198H22ZM22 200L20 201V202H22ZM26 200V202H29V200L27 201V197H26V199H24L23 200V202ZM32 200V199H31ZM33 200H35L34 198H33ZM50 200V199H49ZM55 200H57V199H55ZM54 200V201H55ZM76 200V199H75ZM86 200V199H85ZM51 201V200H50ZM50 201H49V203H50ZM71 201H72V199H71ZM70 201V202H71ZM95 200H93L91 203H93ZM104 201V200H103ZM26 202H24V204H22L23 206L21 207L22 209H24V206H27V204L28 203H26ZM31 202L32 201H30L29 202V204H31ZM74 202V201H73ZM76 202V201H75ZM77 202H78V200H77ZM85 202V201H84ZM98 202H96L95 204H96V207L95 208H97V205H99L98 207H99V209H97V210H101V209H104L105 207L102 205V203H104V202H100V204H101V206H103V207H101L100 206V204L98 203ZM119 202V201H118ZM132 202H134V201H132ZM4 204H6V206H8V205H10L9 203L10 202H3ZM26 203V204H25ZM113 203V202H112ZM127 203V204H126ZM263 203H264V199H263ZM4 204H2V207L4 206ZM17 204H19V201H18V203ZM28 204V205H29ZM33 204V203H32ZM70 204V203H69ZM68 204V205H69ZM84 204V203H83ZM88 204V203H87ZM94 204V205H95ZM107 204V203H106ZM11 205H12V203H11ZM11 205L10 206H8V207H11ZM46 205V204H45ZM44 205V206H45ZM47 205H49V204H47ZM52 205V204H51ZM91 205V204H90ZM93 205V206H94ZM111 205V204H110ZM123 205V206H122ZM127 205V206H126ZM248 205H250L249 207H248ZM13 206H15V210H20L21 208H16V206H19V205H12V207H11V209L10 208H8V210H7V208L5 207V208H3V209H1L2 211L1 212H9V209H10V211L12 210L13 211ZM34 206V205H33ZM50 206V205H49ZM73 206V205H72ZM72 206H70V207H72ZM108 206H109V202H108ZM126 206V207H125ZM48 207V206H47ZM51 207V206H50ZM55 207V206H54ZM66 207V206H65ZM68 207V206H67ZM87 207V206H86ZM86 207H83V208H86ZM90 207V206H89ZM88 207V208H89ZM100 207H101V209H100ZM116 207V208H115ZM122 207H123V209H122ZM134 207V206H133ZM133 207H130L131 209L133 208ZM246 207H248L247 209H245ZM28 208H29V210H30V207L28 206ZM69 208V207H68ZM83 208L81 209V210H83ZM91 208V207H90ZM110 208H112V210H111V212H110ZM239 208H241V210H239ZM22 209L20 210V211H18L19 213L22 211ZM42 209V208H41ZM50 209V208H49ZM57 209V208H56ZM79 210H80V208H78ZM93 209V208H92ZM91 209V211L93 212V210ZM108 209V207L107 208H105L104 210L106 211ZM115 209V210H114ZM122 211H121V210ZM135 209V208H134ZM134 209H132L133 211H134ZM4 210H6V211H4ZM62 210V209H61ZM84 210H87V209H84ZM11 211V212H12ZM49 210H47V212H48ZM91 211H89V215H90V213H91ZM105 211H101V212H98V213H103V215H104V212ZM0 212V213H1ZM11 212H10V214H11ZM14 212H16V211H14ZM28 212V211H27ZM51 212V211H50ZM50 212H48V213H50ZM63 212V211H62ZM81 212V211H80ZM87 212V211H86ZM115 212V213H114ZM126 213L125 214H128L127 212H128V210L127 211H125ZM135 212V211H134ZM234 212H236L235 214H234ZM262 211H260L259 212V214L261 213ZM17 213V212H16ZM18 213V214H19ZM23 213V212H22ZM42 213V212H41ZM63 213H65V212H63ZM83 213V212H82ZM106 213V212H105ZM243 213V214H242ZM8 214V213H7ZM51 214L53 215V213L51 212ZM84 214H86V213H84ZM92 214V213H91ZM101 214L99 215V216H101ZM245 214H247L248 216H249V218L248 217H246L247 215H245ZM256 214H257V216H256ZM1 216H2V214H0ZM5 215V214H4ZM12 216L14 215V213L13 214H11ZM11 215H9V216H6V218H10V216ZM46 215V214H45ZM87 215V214H86ZM89 215H87L88 217H87V219H89ZM243 215H245V216H243ZM0 216V217H1ZM12 216H11V218H12ZM14 216H16V214L14 215ZM19 216V215H18ZM91 216V215H90ZM114 216H116V215H114ZM136 216V215H135ZM2 217H4V216H2ZM22 216L20 215V218H21ZM24 217V216H23ZM32 217V216H31ZM42 217V216H41ZM45 217V216H44ZM50 217V216H49ZM85 218H86V216H84ZM105 219L107 218V216H106V214H105ZM128 217H129V215H128ZM128 217H126V218H128ZM131 218H130V222L128 223V219L126 220L127 221V224L129 225L133 220H135V219H133L132 217H133V215L132 216H130ZM227 217V216H226ZM16 218H19V217H16ZM115 218V217H114ZM125 218V219H126ZM242 218H244L243 220H242ZM245 218H246V221L245 222H247L248 224H246V225H242L241 227H242V229H243V227H245V229H247V227L249 228V226L251 227V229H247V230H245V231H243V232H245V235H246V233H247V237H246V239H247V243H246V241H244L247 245H249L250 243L252 244V247L256 250V253L257 254H254L253 252H255L254 250H253V252L251 251V249H253V248H250V246H251V244L249 245V246H245V244H244V242H243V240H242V242H243V244H242V242H241V238H239V237H242V235L244 236V233L243 232H240L239 233V228H241L239 225H241L242 223L243 224H245L244 223V220H245ZM248 218V219H247ZM5 219V218H4ZM25 219V218H24ZM53 219V218H52ZM52 219H51V221H52ZM110 219V218H109ZM109 219H106V223H107V225H108V221H109ZM131 219H132V221H131ZM7 220L8 219H6V222H5V226H6V223H7ZM11 219H9L8 220V222H9V224H13L12 226H13V228H15V226L14 225H16V223H17V220H19L20 221V219H13L12 218V220L11 221H15V222H11L10 221ZM36 220H38V219H36ZM41 220V219H40ZM47 220V219H46ZM108 220V221H107ZM122 220V221H121ZM242 220V222L241 223H239L240 221ZM0 221H2L1 219H0ZM19 221H18V223H19ZM25 222H26V220H24ZM24 221L22 222V223H24ZM29 221V220H28ZM33 222H34V220H32ZM92 221V220H91ZM90 221V219L89 220H87V222L88 223H90L91 222ZM119 221L124 225L126 222L124 221V219H122V218H120L119 219ZM217 221H219V220H217ZM220 221H222V220H220ZM249 221V222H248ZM11 222V223H10ZM253 222V221H252ZM4 223V222H3ZM2 223V225L4 226V224ZM22 223H21V225H22ZM27 223V222H26ZM26 223H24L25 225V227L23 226V228H20V229H22V230H20V229H17V230H19V231H23L24 229V232L27 230V234H29V232L31 233V234H29V235H31V237H32V234L33 235H35L36 236V231H34L33 232V230L31 231V230H29L28 231V225L29 224H31V223H29V224H26ZM163 223H165V222H163ZM218 223V222H217ZM249 223H251V224H249ZM256 223V222H255ZM132 224V223H131ZM166 224V223H165ZM226 224H228V226H227V228H230L229 230H227V228H226ZM254 224V223H253ZM258 224H256V225H258ZM1 224H0V226H2ZM20 225V224H19ZM18 225V226H19ZM21 225H20V227H21ZM27 225V226H26ZM52 225V224H51ZM178 226H179V224H177ZM234 226V228L233 227H229V226ZM249 225V226H248ZM2 226V227H3ZM5 226L1 229V230H3V229H5ZM126 226V225H125ZM130 226V225H129ZM128 226V227H129ZM7 227V226H6ZM9 227H10V225H9ZM40 227H41V225H40ZM171 227V228H172ZM239 227V228H238ZM11 228V227H10ZM30 228H32L31 226L29 227V229ZM39 228V227H38ZM36 229V230H39L38 231V233L39 234H42V232H41V230L40 229ZM49 228V227H48ZM214 228V227H213ZM226 229V231H225V229ZM233 228V230H231ZM256 228H258V230L256 229ZM43 229V228H42ZM224 229V230H223ZM237 229H238V231H237ZM242 229H240V231H242ZM7 230H9V229H7L6 228V230L3 232L2 231V233H5V234H7ZM13 230V229H12ZM90 230V229H89ZM221 230V231H220ZM244 230V229H243ZM248 230H250V231H248ZM257 230V231H256ZM208 231V232H207ZM212 231V230H211ZM210 231V232H211ZM223 231H224V233H223ZM227 231L229 232V233H227ZM90 232V231H89ZM89 232H87V233H89ZM162 232V231H161ZM166 232V233H165ZM181 232V231H180ZM218 232H219V234H218ZM248 232H250L249 234H248ZM251 232H255V236H254V233H251ZM25 233V234H26ZM35 233V234H34ZM188 233V232H187ZM223 235H222V234ZM225 233H227V234H225ZM9 234H12V233H9ZM8 234V235H9ZM19 235V238L18 239H20L19 241H15V239H16V237H14L15 235L16 236H18ZM16 234V232H15V235L13 236L14 238H12V237H10V239L12 238V240L13 241H9V242H11V244H12V246L14 247L15 245L17 246V244H15L16 242H19V243H21L19 246L22 248V246H23V242L24 241H26V242H24V246H23V250L24 251H22L23 253H20L22 256H24V254H25V256H27V250L28 249H30L31 248V244L33 243V244H35L36 245V242H35V240H40L41 239V237L40 238H37V239H32L31 241H29V239L27 238V237H25V236H27V234L25 235V236H23V237H20L21 235H23V234H20V232L19 233H17ZM210 234V235H211ZM217 234V235H216ZM221 234V236L220 237H218V235H220ZM251 234H253L252 236H251ZM257 234V235H256ZM38 235V234H37ZM46 235V234H45ZM50 235V234H49ZM186 235V234H185ZM200 235V234H199ZM248 235H250L251 237H253L254 236V238L255 239H252V241L250 242L248 239H250V237L248 236ZM261 235H260V237H261ZM1 236V235H0ZM2 236H3V234H2ZM1 236V237H2ZM12 236V235H11ZM39 236V235H38ZM192 236V235H191ZM209 236V235H208ZM37 237V236H36ZM42 237H44V236H42ZM193 237H195V236H193ZM203 237H204V239L206 240V243H203L202 244V240H203ZM218 237V238H217ZM258 237V236H257ZM3 239H7L8 240V238H5L4 236L2 237ZM25 238H27L28 239V241H27V239L25 240ZM46 238H47V236H46ZM177 238V239H176ZM243 238V237H242ZM3 239L1 240L2 242H3ZM9 239V240H10ZM18 239H16V240H18ZM211 239V240H210ZM231 239V240H230ZM235 239H236V241L239 243V246L237 245L236 247H234V249H227L228 247H229V245L230 246H232V244L233 243H235L234 241H235ZM22 240V241H21ZM38 240V242H39V244H40V242H43L45 239L44 238H42V240H40L39 241ZM192 240H193V243H194V245H192ZM214 240H215V242L217 241V243H216V245L215 244H213L214 246L213 247H211L210 245H211V243H213L214 242ZM239 240H240V242H239ZM251 240V239H250ZM197 241V242H196ZM200 241V242H199ZM204 241V240H203ZM212 241V242H211ZM228 241H231L230 243L228 242ZM45 242V241H44ZM200 244H199V243ZM205 242V241H204ZM207 242H211L209 245L207 244ZM259 242V241H258ZM257 242V243H258ZM18 243V244H19ZM46 244H47V241L45 242ZM197 243V244H196ZM227 243H229V244H227ZM3 244H4V242H3ZM38 244V243H37ZM41 244H43V243H41ZM173 244V245H177V247H179V248H177L178 249V251H175L174 249H172V248H175V247H170L171 245ZM198 245L199 247L198 248H196L197 246L196 245ZM1 245V244H0ZM10 245V244H9ZM142 245H141V247H142ZM201 245V246H200ZM225 245H226V248H225ZM228 245V246H227ZM234 245V244H233ZM242 245L244 246V248L242 247ZM39 245H36V246H33V248L35 247V249H37V247H38ZM43 246H45V245H43ZM77 246V245H76ZM146 246H145V248L144 247H140V249H146ZM159 246L162 248V249H160L159 248ZM3 247H4V245H3ZM7 247V246H6ZM5 247V248H6ZM13 247H12V249H13ZM77 247H79V246H77ZM85 247V246H84ZM165 247V248H164ZM169 247H170V250H174L173 251V254L171 255V253H170V250H169ZM185 247V248H184ZM194 247H195V251H194ZM200 247H202L201 249H202V251L199 249ZM208 247H209V250H207L208 249ZM210 247H211V249H210ZM238 247H240V249L238 248ZM263 247V246H262ZM4 248V249H5ZM20 248V249H21ZM44 248V247H43ZM76 248V247H75ZM80 248L82 249L83 248V246H80ZM90 248V247H89ZM111 247H109V249H110ZM164 248V249H163ZM168 248V249H167ZM230 248V247H229ZM259 248V247H258ZM7 249H10V247H8ZM7 249H5V252H4V250L2 251V253H1V255L0 256H3L4 258H5V256L6 255H11V252H6L7 251ZM16 249V251L17 252H19L18 251V248H15ZM80 249V250H81ZM113 249V248H112ZM112 249H110V251H113ZM160 249V250H159ZM165 249H167V250H169V252L168 253H170L169 254V256H167L166 255V253H165V251L167 252V250H165ZM197 249L199 250V252H200V255L198 254L199 252H197ZM222 251V249H223V251L221 252L220 250ZM226 249H227V253H225L226 252ZM236 249H238V250H236ZM262 249V248H261ZM22 250V249H21ZM78 250H79V248H78ZM80 250L79 251H77V248H76V251L80 254V253H83L82 251L80 252ZM143 250V251H144ZM163 250V252H160L159 253V251H162ZM220 251V253H221V255L219 254V256H221V257H219V256H217L216 257V255L215 254H217L218 253V251ZM228 250H229V252H228ZM231 250H232V252H231ZM235 252H237L236 254L235 253H233L234 251ZM240 250V251H239ZM263 250H264V248H263ZM9 251H12L13 252V250H9ZM15 251V250H14ZM32 251L34 252V251H36V250H33L32 249ZM31 251V252H32ZM84 251V250H83ZM93 251V250H92ZM91 251V252H92ZM101 249H100V251H99V253H101ZM107 251V250H106ZM109 251V250H108ZM142 251V252H143ZM213 251V252H212ZM215 251H217V252H215ZM225 251V252H224ZM259 251V250H258ZM261 251V250H260ZM32 252V253H33ZM73 252V251H72ZM172 252V251H171ZM174 252H175V254H178V255H176L175 257H173V255H174ZM195 252V253H194ZM208 252H210V253H208ZM215 252V253H214ZM6 254V253H8V254H6L5 256H4V254ZM78 253H77V255H78ZM85 253V252H84ZM144 253H148L147 252V249H146V251H144ZM148 253V254H149ZM167 253V254H168ZM261 254H263L264 252L262 251V252H260ZM20 254H13V255H15V256H13V255H11V260L10 259H8V260H10V261H12V259L13 260H15V258L16 257H19V255ZM85 254H88L87 252L85 253ZM161 254V255H160ZM163 254H165V255H163ZM198 254V255H197ZM211 254V255H210ZM212 254H214V255H212ZM231 255V254H233V255H236V256H229V255ZM252 254H250L251 256H253ZM30 255V254H29ZM83 254H81V256H82ZM99 255V254H98ZM106 255V254H105ZM104 255V256H105ZM194 255V256H193ZM227 255V256H226ZM246 255L247 256H249V257H246ZM13 256V257H12ZM74 256V255H73ZM80 255H79V257L77 256V258L75 257V259H77V260H79V258L80 259H82L83 257H81ZM84 256V255H83ZM146 256H147V254H146ZM164 256H166L167 257V259H163V257ZM262 256V258H263V256H264V254L263 255H261ZM3 257L1 258V259H3ZM8 257V258H9ZM15 257V258H14ZM30 257V256H29ZM28 257V258H29ZM67 257V256H66ZM112 257H115V256H113L112 255ZM169 257V258H168ZM172 257V258H171ZM181 257V258H180ZM260 257V256H259ZM259 257H258V259H259ZM22 258V257H21ZM69 258V257H68ZM85 258V257H84ZM116 258V257H115ZM171 258V260L169 261V259ZM175 258V262L173 263V260L172 259H174ZM251 258V257H250ZM249 258V259H250ZM257 258V257H256ZM27 259V258H26ZM25 259V260H26ZM31 259V258H30ZM105 259V258H104ZM249 259H247V260H249ZM6 260V259H5ZM6 261L7 263L8 262H10V261ZM66 260V259H65ZM76 260V262H78ZM99 260V259H98ZM109 260H113V262H115V261H118V260H116L115 259V261H114V258H112V259H109ZM108 260V261H109ZM203 260H207V259H203ZM203 260H201L202 262H203ZM262 260V259H261ZM3 261V260H2ZM2 261L0 260V264H2ZM18 261V263H19V261H20V259L19 260H17ZM17 261H15V263L17 262ZM24 261V260H23ZM47 261H49V260H47ZM73 261H74V259H73ZM126 261V260H125ZM124 261V262H125ZM169 261V262H168ZM210 261L207 263V264H210ZM246 261V260H245ZM245 261H242V263H239V264H244L245 263ZM263 261V260H262ZM21 262V261H20ZM27 263H28V261H26ZM80 262V261H79ZM99 262V261H98ZM102 262V264L104 263H106V259H105V262H104V260L103 261H101ZM197 262H194L195 264L197 263ZM227 262V264H230V263H232V262H229L228 260L226 261ZM264 262V261H263ZM72 262H70V264H71ZM119 263H120V261H119ZM118 263V264H119ZM151 263V264H152ZM191 263V262H190ZM235 263H232V264H235ZM23 264V263H22ZM25 264V263H24ZM45 264H46V262H45ZM49 264H51V263H49ZM54 264V263H53ZM80 264V263H79ZM85 264V263H84ZM106 264H108V262L106 263ZM109 264H111V262H109ZM112 264H114V263H112ZM115 264H117V262H115ZM166 264V263H165ZM179 264V263H178ZM181 264H183V262L181 263ZM186 264V263H185ZM187 264H189V262L187 263ZM192 264V263H191ZM206 264V263H205ZM226 264V263H225ZM246 264V263H245Z\"/></svg>", "mask_w": 264, "mask_h": 264}]
</instances>
